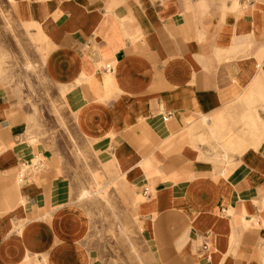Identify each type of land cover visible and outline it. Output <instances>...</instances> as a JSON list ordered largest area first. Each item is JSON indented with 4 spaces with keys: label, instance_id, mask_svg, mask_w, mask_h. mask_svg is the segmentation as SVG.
I'll use <instances>...</instances> for the list:
<instances>
[{
    "label": "crops",
    "instance_id": "crops-1",
    "mask_svg": "<svg viewBox=\"0 0 264 264\" xmlns=\"http://www.w3.org/2000/svg\"><path fill=\"white\" fill-rule=\"evenodd\" d=\"M7 2L30 36L0 49V264H114L52 136L60 100L153 264H264V0Z\"/></svg>",
    "mask_w": 264,
    "mask_h": 264
},
{
    "label": "rangeland",
    "instance_id": "rangeland-1",
    "mask_svg": "<svg viewBox=\"0 0 264 264\" xmlns=\"http://www.w3.org/2000/svg\"><path fill=\"white\" fill-rule=\"evenodd\" d=\"M29 37V32H23L21 26L15 19L13 8L8 4L7 0H0V49L5 48L7 44L4 39L12 38L16 42V46L25 51L24 44L20 40V36ZM24 35V36H25ZM47 49H43V54ZM7 65L9 64L12 71H25L33 66L28 60H20L16 53L6 55ZM10 61V63H9ZM34 72L33 69L30 70ZM16 79V78H14ZM22 83L21 81H19ZM24 83V82H23ZM27 83L32 87V81L27 78ZM38 111V108H35ZM43 112V118H44ZM49 117L52 116V126L56 129L52 130L54 139L59 140L64 136H69L70 142L74 144L72 154L65 159L70 166V173L74 184L76 185L75 198L80 204H95L92 214L95 216L94 229L97 232L96 239L105 241L110 245V249L106 251L108 258L114 264H153L154 260L148 257L144 246L140 242L138 230V218L134 205V233L130 231L131 222V204L130 190L122 183L113 170L99 163L97 157L93 155L87 144L80 142L76 137L72 138V122L70 117L66 115L65 107L61 100L58 106L48 108ZM106 186V187H105ZM99 189V190H98ZM101 192L91 198L83 195L84 191ZM135 198V194H134ZM122 212V213H121ZM122 215V218L120 217ZM111 216V218H109ZM113 216V217H112ZM115 216V217H114ZM127 216V217H125ZM133 240V241H132ZM116 262V263H115Z\"/></svg>",
    "mask_w": 264,
    "mask_h": 264
},
{
    "label": "built area",
    "instance_id": "built-area-1",
    "mask_svg": "<svg viewBox=\"0 0 264 264\" xmlns=\"http://www.w3.org/2000/svg\"><path fill=\"white\" fill-rule=\"evenodd\" d=\"M106 70L109 71L110 67L107 66ZM45 169V162L40 157H36L30 165L23 164L18 174L19 184H26L32 176L42 174ZM146 193H148V190H146Z\"/></svg>",
    "mask_w": 264,
    "mask_h": 264
},
{
    "label": "bare ground",
    "instance_id": "bare-ground-1",
    "mask_svg": "<svg viewBox=\"0 0 264 264\" xmlns=\"http://www.w3.org/2000/svg\"><path fill=\"white\" fill-rule=\"evenodd\" d=\"M100 157H101V156H100ZM98 190H99V189H98ZM99 193H101V192H99ZM99 193L96 192V191H94V192L86 191V192L84 193V196H87L88 198H91V197H93L94 195H98Z\"/></svg>",
    "mask_w": 264,
    "mask_h": 264
}]
</instances>
